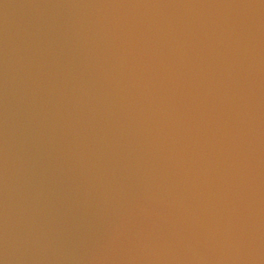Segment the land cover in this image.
Returning a JSON list of instances; mask_svg holds the SVG:
<instances>
[{
    "label": "water",
    "instance_id": "1",
    "mask_svg": "<svg viewBox=\"0 0 264 264\" xmlns=\"http://www.w3.org/2000/svg\"><path fill=\"white\" fill-rule=\"evenodd\" d=\"M0 264H264V0H0Z\"/></svg>",
    "mask_w": 264,
    "mask_h": 264
}]
</instances>
